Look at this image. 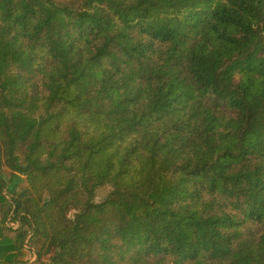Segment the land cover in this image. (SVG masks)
<instances>
[{"label":"trees","instance_id":"trees-1","mask_svg":"<svg viewBox=\"0 0 264 264\" xmlns=\"http://www.w3.org/2000/svg\"><path fill=\"white\" fill-rule=\"evenodd\" d=\"M26 247L264 264V0H0V264Z\"/></svg>","mask_w":264,"mask_h":264},{"label":"rangeland","instance_id":"rangeland-1","mask_svg":"<svg viewBox=\"0 0 264 264\" xmlns=\"http://www.w3.org/2000/svg\"><path fill=\"white\" fill-rule=\"evenodd\" d=\"M55 185L57 187L61 188V183L59 181H56ZM20 186L21 187H25L26 183L23 182V183L20 184ZM110 189H111L110 185H107L105 187H101V188L97 189L96 190V202L102 201L104 199V197L108 194ZM70 216H71V214H70ZM8 235L13 237L12 233H9ZM28 248L26 247V250L23 252V254L20 257V261H22L23 264H31V263H33L35 261V257H34L33 251H28L27 250Z\"/></svg>","mask_w":264,"mask_h":264}]
</instances>
